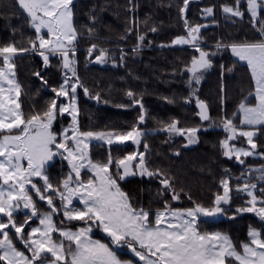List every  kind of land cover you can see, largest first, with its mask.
Segmentation results:
<instances>
[{"label": "snow or ice", "instance_id": "6c2138e0", "mask_svg": "<svg viewBox=\"0 0 264 264\" xmlns=\"http://www.w3.org/2000/svg\"><path fill=\"white\" fill-rule=\"evenodd\" d=\"M242 2L245 5L243 10ZM15 3L26 14L35 37L28 39L27 47L14 43L0 46V264H135L132 259H121L118 249L131 252L142 264H264V230L249 227L250 239L241 243L238 249L227 234L201 227L202 218L228 215L224 206L231 204L233 191L248 197L245 206L235 209L237 214L255 213L264 221V167L254 170L260 173L256 177L259 187L258 183L246 180L233 189L229 179H221L222 192L214 195L209 206L193 201L192 207L173 209L168 201H164L163 210L157 209L153 214L150 208L134 205L119 184L128 176L158 179L163 189L157 195L163 196L167 190L172 200H179L183 192V189L177 190L173 178L166 172L149 167L146 141L144 151L138 150L123 158L112 156L113 145L131 141L139 149L144 140L145 133L139 127L146 119L143 95L128 90L125 95L131 104L116 105L121 108L139 107L137 123L130 130H81L77 90L82 89L86 96L98 103L106 104L108 101L99 92H90L77 72L76 41L80 33L74 24V0H15ZM190 3L192 0H181L177 5L185 34L167 45H188L198 53L184 68L190 74L187 83L192 90L184 102H194L199 109V118L211 121L208 104L197 95L203 73L213 67L210 56L221 50L230 51L247 64L254 87L238 103L236 113L230 118L225 115L220 120L224 131L229 134L222 141L223 155L244 164L242 157L264 155L256 151L258 145L253 139L258 132L264 131V0H233L232 5L220 6L226 18L243 20L247 12L258 35L239 42L218 41L215 44L217 52L212 53L202 47L201 30L207 25L193 24L187 16ZM214 10L215 6L205 7L202 14L205 18L212 17ZM128 11L131 12L132 8L129 7ZM90 20L96 22L93 16ZM127 23V35H132L134 28L137 31V44L133 51L139 52L146 38L139 32L140 22L130 19ZM143 23L147 26V21ZM149 30L156 32L157 28L150 27ZM87 31L95 35V29L88 28ZM28 52L42 57L44 67L50 65V56H59L64 78L59 88L51 89L55 98L50 103L41 111L33 110L26 115L20 102L22 86L16 79L15 61L16 57ZM93 52L97 53L94 59ZM121 52L123 61L127 54L123 50ZM88 58L96 64L110 61L115 64L108 50L96 43L88 49ZM220 67L223 77L225 69L223 65ZM33 74L44 79L38 71ZM220 93L223 103L226 99L223 84L220 85ZM163 99L174 102L167 97ZM65 114L71 118V124L57 133L53 124ZM237 114L241 117L238 123L234 122ZM179 124V120L172 119L162 123L159 130L170 133V138L171 134L185 136V146L197 143L196 133L200 128L178 127ZM238 137L246 138L250 147L230 145V141ZM92 141L108 146L105 160L94 161L90 157ZM56 158L66 160L71 168L59 184H53L47 172ZM85 169L91 176L82 179L81 172ZM248 175L251 176V171ZM33 178L42 181V185ZM33 194L46 202L48 211L37 208ZM188 199L191 200V196ZM74 200H78L82 207L75 206ZM22 209L29 210L30 214H25L18 223L14 214ZM54 216L62 218L57 222ZM34 218L40 226L30 227ZM65 221L82 223L73 230ZM26 227H30L27 233ZM94 229L106 234L108 241L93 239ZM54 233L58 234L57 238L53 237ZM13 235L26 251L17 248Z\"/></svg>", "mask_w": 264, "mask_h": 264}, {"label": "trees", "instance_id": "16d2710c", "mask_svg": "<svg viewBox=\"0 0 264 264\" xmlns=\"http://www.w3.org/2000/svg\"><path fill=\"white\" fill-rule=\"evenodd\" d=\"M181 0H74V24L80 33L76 41L77 72L83 84L90 92H99L108 103H98L90 99L78 89V105L80 108L79 127L81 130H120L127 131L137 123L140 112L138 106L128 108L116 105H130L131 101L125 95L126 91L143 95V104L146 110V119L139 127L145 136L139 149L134 144L112 146V156L123 158L136 151H144L146 141L149 150L146 161L151 168H158L173 178L177 190L183 189L179 200H172L171 193L164 190L163 196L157 195L163 186L156 178L132 176L119 181L122 190L132 198V203L141 207L150 208L154 214L157 209L163 210L164 201H168L173 209H186L193 206V201L209 206L217 192H222L220 181L227 178L230 185L242 184L244 180L258 182L253 171L254 167H264V155L244 158L240 164L233 157L228 159L223 155L222 141L229 135L224 131L220 120L227 115L229 118L237 112L238 103L254 87L250 70L247 64L235 59L230 51L221 50L217 55L210 56L213 62L211 71L203 75L197 95L208 104L211 121H202L197 112L195 103H185V98L191 95L188 86L190 74L184 71L194 55L198 56L190 46L168 47L171 41L179 35H184L182 20L178 12ZM232 5L233 0H192L187 16L195 23L206 24L201 30L203 37L202 47L209 53L217 52L215 44L218 41L239 42L245 38L254 39L258 35L245 12L243 20L226 18L221 5ZM215 6L214 16L204 18L202 9ZM132 11L129 12L128 8ZM245 7L241 4V9ZM90 16L96 18L93 23ZM130 19L140 22L139 32L145 35L144 46L139 52L133 51L137 44V31L127 35V21ZM147 21V26L143 23ZM235 21V22H233ZM150 27H156L151 32ZM88 28L95 29V35H90ZM127 36L126 39H121ZM35 32L28 23L25 13L20 10L15 0H0V46L14 43L19 47H27L28 39L34 38ZM93 43L108 50L113 61L106 64L92 63L88 58V49ZM161 45H165L161 47ZM121 50L127 55L121 61ZM97 53L93 52V59ZM16 76L22 86L20 102L22 110L27 115L30 111H41L52 99L55 93L52 88H59L64 75L61 69V59L50 56V65L43 66L42 57L32 52L16 57ZM221 65L224 66L223 77ZM231 68V71L227 69ZM39 72L44 79L35 76ZM46 81V83H44ZM225 86L226 99L221 103L220 85ZM164 97L170 98L169 103ZM62 101L63 98H60ZM172 119L180 121L178 127H199L198 142L187 145L185 136L160 131L162 123ZM240 116L237 114L236 121ZM162 122V123H161ZM70 123L67 116L59 117L53 124V130L59 133ZM205 125H213L210 130H203ZM245 130H248L244 126ZM257 143V152L264 154V131H260L253 138ZM230 145H246L244 137L230 141ZM179 155H176V153ZM90 157L96 161H103L108 154V146L93 143L89 148ZM227 169V173L225 172ZM251 171V176L248 173ZM53 184H59L70 173L64 160L57 159L47 169ZM91 176L84 172L82 179ZM42 181L39 185H42ZM51 194V193H49ZM259 195V193H257ZM191 196V200L188 199ZM232 201L226 205L228 215H219L215 218H202L201 227L207 231H219L227 234L239 249V245L249 241V227L264 230V221L255 213L237 214V207L245 206L248 197L244 193L232 192ZM37 208L48 211L45 201H40L33 194ZM57 205L59 201H55ZM259 206V205H258ZM25 214H14L20 223ZM234 216L235 218H230ZM61 216H54L59 221ZM152 217L150 216V219ZM38 220L30 222V227L36 226ZM82 222L72 221L65 224L75 229ZM58 226H61L58 224ZM25 228V233L30 230ZM58 235L55 234L54 238ZM94 237L103 242L108 238L101 231L96 230ZM18 249L26 251L13 235ZM121 259H132L141 264L126 251H118Z\"/></svg>", "mask_w": 264, "mask_h": 264}, {"label": "rangeland", "instance_id": "374dc122", "mask_svg": "<svg viewBox=\"0 0 264 264\" xmlns=\"http://www.w3.org/2000/svg\"><path fill=\"white\" fill-rule=\"evenodd\" d=\"M204 17V16H203ZM205 18V17H204ZM208 18V17H207ZM176 46H180V45H176ZM183 46H188V45H183ZM183 46H180V47H183ZM59 57V56H58ZM234 57V56H233ZM235 59H237L236 57H234ZM238 60V59H237ZM240 62H242V61H240ZM243 64H246L245 62H242ZM211 71V69L210 70H208V71H206V72H204L203 73V75H205V74H207L208 72H210ZM15 72H16V70H15ZM16 79H17V76H16ZM77 92H78V90H77ZM65 116H67V114H65ZM67 117H69V116H67ZM70 118V117H69ZM78 119H79V117H78ZM71 124V118H70V123H69V125ZM69 125L66 127V128H68L69 127ZM214 126L213 125H205V126H203L202 127V129L203 130H210V129H212ZM65 128V129H66ZM174 135H176V134H174ZM196 135H197V133H196ZM176 136H180V135H176ZM246 139V138H245ZM70 144H71V142H69ZM93 143H99V144H103L102 142H99V141H92L91 142V144H93ZM126 144H132V142L131 141H128ZM126 144H124V145H126ZM196 143H194V144H190V145H195ZM113 146H115V145H113ZM236 147H242V148H249L250 146L249 145H247V143H246V145H235ZM89 155H90V153H89ZM57 159H59V158H56L55 159V161L57 160ZM54 161V162H55ZM66 163H67V166L69 167V170H70V172H71V168H70V166L68 165V162L66 161V160H64ZM54 162H51L50 163V165L51 164H53ZM26 163V162H25ZM49 165V166H50ZM48 166V167H49ZM84 172H88V170L87 169H85V170H82V172H81V177H82V174L84 173ZM136 176V175H135ZM129 177H132V176H128V177H126V178H129ZM146 177V176H145ZM125 178V179H126ZM148 178V177H147ZM34 179V181H36L37 183H38V185H39V182H40V180L38 179V178H33ZM121 187V186H120ZM121 190H122V188H121ZM123 191V190H122ZM73 203H74V205L75 206H77V207H82V205H80L79 204V202H78V200H74L73 201ZM17 213H28V214H30L29 213V210H27V209H22L21 211H18ZM17 213H15V214H17ZM53 219H54V217H53ZM34 220H37V219H32L31 221H34ZM30 221V222H31ZM38 226H40L39 225V223L36 225V226H33V227H38ZM73 230H75V229H73ZM96 232V229H94V231H93V233H92V236H93V239H98V238H96V237H94V233ZM104 236H106V234H104L103 232H101ZM55 234H57V233H54L53 234V237L55 236ZM58 235V234H57ZM107 237V236H106ZM108 238V237H107ZM99 240V239H98ZM101 241V240H100ZM101 242H103V241H101ZM117 251H126V252H128L130 255H132L133 256V254L131 253V252H129V251H127L126 249H118ZM27 254V253H26ZM134 257V256H133ZM137 261H139L138 260V258H136V257H134ZM141 264H142V262L141 261H139ZM135 264H137L136 262H135Z\"/></svg>", "mask_w": 264, "mask_h": 264}, {"label": "built area", "instance_id": "2783aa9c", "mask_svg": "<svg viewBox=\"0 0 264 264\" xmlns=\"http://www.w3.org/2000/svg\"><path fill=\"white\" fill-rule=\"evenodd\" d=\"M33 53V52H32ZM35 54V53H34ZM111 58H112V61H113V57H112V55L110 56ZM111 62V61H110ZM112 63V62H111ZM113 64V63H112ZM261 167H254L253 168V171L254 170H256V169H260ZM255 172V177H258L259 175H260V173L258 172V171H254ZM244 181H246V180H244ZM256 183H258V182H256ZM258 187H259V183H258Z\"/></svg>", "mask_w": 264, "mask_h": 264}, {"label": "crops", "instance_id": "0c3cea01", "mask_svg": "<svg viewBox=\"0 0 264 264\" xmlns=\"http://www.w3.org/2000/svg\"><path fill=\"white\" fill-rule=\"evenodd\" d=\"M240 116V115H239ZM241 118V117H240ZM247 127V126H246Z\"/></svg>", "mask_w": 264, "mask_h": 264}]
</instances>
